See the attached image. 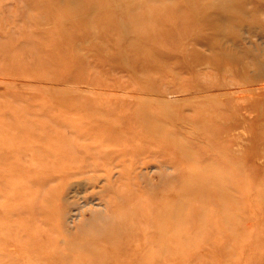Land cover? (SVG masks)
<instances>
[{"label":"bare ground","instance_id":"1","mask_svg":"<svg viewBox=\"0 0 264 264\" xmlns=\"http://www.w3.org/2000/svg\"><path fill=\"white\" fill-rule=\"evenodd\" d=\"M112 1L114 0H25V3L31 6V11L27 16L24 14L28 22L23 23L17 29V33L20 34L21 38L17 39L15 43L10 40L13 44L12 48L9 47L11 52L6 46L7 44L0 45V55L4 56L6 60L12 59L16 70L24 76H31V74L36 73L42 79L53 80L58 78L63 72L72 69L74 71L78 70L79 75H84L91 72L88 71V62H91V59L86 60L80 44L82 41L91 37L93 39L94 37L92 44L99 49L102 55H105L104 59L99 57L97 65L101 67L106 65L118 66L130 72L131 76L138 80V83L133 85H136L135 91L144 96L158 92L157 90L162 88L160 82L165 76L179 78V71L186 70L191 75L196 74L198 61L195 55H198V53L195 51H192L191 54L188 53L186 47L184 48V44L189 39L195 38L196 40H206L207 45L214 51L221 50L220 42L222 37L229 35L225 25L242 20L240 17L238 18L239 9L237 8L245 6V0H216L232 4H229V6H220L221 2L217 3L219 4L217 5L215 0H173L175 5L166 4L167 0L166 2L164 0H126L128 9L126 22L121 24L116 20L118 19V12L113 8ZM23 4L21 6H24ZM246 4L249 6V10L246 11L247 15L250 16V21L247 20L248 22L262 19L259 18L261 15L259 16L255 13L260 12L257 9L264 4V0H246ZM210 10L212 12L215 11L214 14L218 18L213 16ZM20 17L22 18L23 15H20ZM226 20L228 21L226 22ZM45 23L50 25L45 30H42ZM29 24L34 25L35 30H37H25L24 28L29 26ZM6 53H10V56L5 55ZM252 60H250L251 64L256 65L253 63L255 62L254 58ZM236 61L238 60L233 57H211L209 62L212 67L224 72L227 65L236 64ZM250 61L246 64H250ZM251 64L250 67L252 66ZM243 67L242 69L245 70ZM6 68H8L7 65L0 64V69ZM238 75L242 76L241 70H238ZM99 77L97 75L93 76L94 79ZM213 81H215L214 84L216 85L222 84L219 79ZM246 82L250 83L251 80H246ZM191 85L193 88H198L193 83L187 84V88L191 89ZM262 85L260 84L259 87L263 88ZM207 96L206 100L189 104L190 108L193 109L192 115L186 113L180 107L171 106L165 102H154L151 99H143V101L138 99L126 105H124L125 103L119 105V107L106 101H103L104 103L100 101L101 103H96L94 106L86 103L87 101L85 102V100V103L82 101L79 103L78 101L77 103L81 106L69 104L67 108L68 111L75 114L73 116H77L74 121H72V115L69 117L70 115L68 116V114L63 112L66 115L59 113L61 114L59 116L52 110L48 111L52 113L47 114L48 108H46L47 113H44L39 107L40 111H38L40 112L39 116L42 117V122L40 121L41 125L40 127L38 126L39 128L35 126L37 130L28 126L13 128V126L9 127L8 125L2 128L1 122L6 117V113L2 115L4 117L0 116L2 117L0 120V137L4 135L7 141H9L7 138H13L12 140L19 142L22 140L28 141L29 144L26 148H30L27 151H33L32 155L34 154V157L37 156L36 159L33 158L35 160L38 159V161L34 162L35 165L32 168L27 169V173H24L25 175L23 170H26L24 168L26 163L23 162L25 165L24 167L22 166V169L20 168L22 170L20 172L28 179L26 180L28 181L27 184L29 180L33 184L36 183V186H42L44 182L48 184V179L51 177V180H56L58 178L56 173L60 172L64 177L70 175L67 178L71 179L72 176L76 175L75 173L83 175L86 172L85 174H87L88 170H93L99 166L103 167L104 164V168H106L107 164L109 166L108 161L112 160L115 155H119H117L118 151L113 147L119 143L121 145L124 144L123 147L119 148L121 149L119 153H122V155L120 154L121 156H125L124 165L128 166H125V169H122L123 171L128 170L130 172L131 169H126L131 166L126 161V158L135 161L146 153L164 157L167 159L166 162L169 161L176 166L180 165L181 162L188 164L189 174L185 180L183 178L178 184L163 182L157 190L152 188V195L149 198L145 196L146 190L138 189L139 184L133 181L137 179L132 181L127 179L129 172L121 174L120 179L121 176H125L127 181L115 185L116 180L114 185H109L112 194H109L111 196L106 210V220L102 223L91 225L90 230H94L90 231L89 237L84 238L83 242L82 240L79 242L80 245L83 244L86 247V251L77 253L73 264H81L80 262L86 259V254L91 256L90 260L92 262L96 260L100 264L102 261L110 264H118L120 262L124 264H204L203 255L199 256L198 253L200 249L203 250L205 247L213 246L215 243H213L212 239L219 233H224L227 238L233 240L232 244H221L223 248L220 247L221 245L219 246L221 253L223 252L222 254L225 256L223 263L227 264L228 262L230 264L231 261H228V259L235 258V264H238L244 257L241 255L240 240L245 230L241 222L242 219H245V215L253 217L255 212L250 213L247 208L241 210L245 206L247 178L244 174L242 175V171L237 165L240 158L231 150L228 141L223 139V135L232 129V126L238 121L235 120V116L232 118L227 116L218 105L212 106L211 102H213L214 96L210 94ZM259 99L261 100L262 98L260 97ZM10 102L9 104L7 102L5 106L3 105L4 108L8 109V112H12L14 109L17 110L18 108L13 104L14 102ZM16 103H20V101ZM2 108H0V113L3 114L4 112L2 111H5V109L2 110ZM33 111L36 116L39 114L37 109ZM24 112L17 111L19 118L23 119V121L28 119L27 121L29 122L35 116L31 110L29 111L30 114ZM92 117L100 118L104 123H101L100 127L92 126L88 122V119ZM7 118L10 119V117L7 116L5 118L6 122H10L9 119L7 121ZM16 119L18 120V118ZM33 120L31 123L35 124L36 122L34 123ZM261 124L257 120L256 126L251 123H248L247 126L249 131H253L256 127H260ZM119 126L126 128L123 134L119 132ZM66 132L72 135H68V137ZM84 139H92L90 141L96 143H92L94 145L88 143V145L82 141ZM262 142L264 143V139ZM0 144L4 145L2 142ZM206 148H208L211 158L207 159L204 153ZM21 149L22 146L20 145L19 150L13 152V155L15 157L20 155L18 153H20ZM90 149L92 154H89ZM24 151L26 152V149ZM47 151L52 154L53 161L47 157ZM7 152L10 153L9 151ZM25 152L23 153L22 150V154H26ZM87 152L86 160L83 155ZM15 157L13 156V159ZM32 160L30 159L31 163L28 160L30 167L33 164ZM221 160L231 162V164L233 162V168L219 167L218 162ZM117 162L112 165H117ZM139 162H134L135 166ZM169 162L168 165L170 164ZM11 163L9 168L12 167ZM10 170L9 172L12 173L13 171L11 172ZM95 171L93 170L92 172L95 173ZM123 171L121 173H125ZM73 172L75 173L71 176ZM1 175L0 194L6 193L5 195L11 197L7 190L11 194L14 192L19 195L22 194L24 200L27 201H24L23 204L28 203V205H21L19 208L23 212H27L28 215L24 217L25 219H21V213L18 214L19 212H16L17 207L13 205L16 201L19 202L20 199L17 197V200L13 203L14 197H11V204L20 218H17L16 213L15 216L21 220H12L11 215L14 210L12 209L11 214V207L9 210L8 206L10 205L6 203V208L3 205L6 211L4 212L3 221L0 223V232L6 234L7 238L10 237L13 241L15 240L19 246L21 243L31 242L32 239L34 242L39 240V243L43 241V238H38L41 228V231L44 228L45 233L53 234L55 230L53 232L47 231L50 230L49 227H54L50 225V221L47 222L49 219L47 221L42 220L43 224L40 222L42 226L39 222H37L36 226L34 224L36 223L35 220H37L36 215L40 217V214L44 213L48 206H50L51 210L54 208L52 202L55 200L56 189L48 191L46 188L47 192L41 193L40 197L38 196L40 191L35 190L37 193L36 196H33L31 191L33 185H30V183L25 186V182L22 181L25 178L15 183L13 182L14 178L10 181L8 173V176L3 175L1 177ZM128 176L130 177V174ZM66 181H68V184L70 183L69 180L66 179ZM28 186L32 195L29 192L27 193L28 195L22 193ZM44 187L42 186V188ZM38 188L35 187V189ZM140 190H144V194H141ZM35 191L33 192L35 193ZM2 194L1 196L4 197ZM256 194L257 201L264 205V187L257 191ZM10 197H7V199H11ZM158 200H160L161 207L159 209L156 208ZM238 202L240 203L238 204ZM52 212L54 213L53 210ZM49 213L50 211L46 212L45 215ZM32 219L33 223L35 222L34 224L29 222ZM40 219L42 218L40 217ZM40 219L38 220L40 221ZM38 224L40 225L39 227ZM118 231L121 232L119 237ZM40 233L43 234L42 232ZM20 235H23L24 239H20ZM29 237L32 239H29ZM25 239H29V241ZM70 239L68 240L70 241ZM22 240H25V242ZM155 240L156 242L153 243ZM252 241H255V237L250 234L247 238L249 248L253 245ZM261 241L264 242V239ZM48 243H52V241ZM151 244L153 245L151 246ZM25 245H27L25 246L27 248L28 244L25 243ZM48 245L44 244L43 246L42 244L43 247H39V256L44 254L41 253L43 249L47 250L50 248H44L45 246L48 247ZM19 246L17 247L19 250L16 249L19 253L22 248V252L34 250L31 251L33 253L29 251V254L38 255L35 252V250L38 251L35 244L33 246L31 243L27 249L23 245ZM53 246H51V250L57 246L56 243ZM66 249H69V247ZM216 250L218 249L216 248ZM6 252L3 251V253ZM22 252L20 253L21 255ZM45 252L47 253V251ZM207 252L210 253L209 251ZM246 254L248 253L246 252ZM32 255L31 258L33 257ZM53 255L58 256L62 264H69L66 260L73 256L72 253L68 255L67 252ZM26 256L29 258L28 255ZM40 257H37V262L42 260ZM15 259L13 262L16 261ZM45 259L44 257L42 261L48 263V259H46L47 261ZM1 260L3 261L4 259L0 257ZM21 262L23 263L22 257ZM41 262L40 264H44ZM262 262H264V255ZM6 264L9 263L7 262ZM54 264H57V262ZM86 264H89V262Z\"/></svg>","mask_w":264,"mask_h":264},{"label":"rangeland","instance_id":"2","mask_svg":"<svg viewBox=\"0 0 264 264\" xmlns=\"http://www.w3.org/2000/svg\"><path fill=\"white\" fill-rule=\"evenodd\" d=\"M164 1L166 2V0ZM112 2H113V8L116 10V12H118V19L116 20L119 21L121 24H123V22H126L125 19H126L127 11H128L127 2L126 0H114ZM220 2L222 3L220 4V6H229L230 4L225 1L218 2L215 0V4L220 3ZM22 3H24L23 4L24 6H21ZM166 4L175 5L173 0H167ZM262 6H259V9H257L260 12L255 13V14H258L259 16L261 15L259 18H262L259 21L257 20L258 24H257V21L248 22L250 21L249 20L250 16H248L246 12L247 10H249V6H247L246 0H245V6L237 8L239 9L238 18L240 17V19L242 20L236 21V23L233 22L232 24L229 23L225 25L226 29L229 31V35L224 38L222 37L221 42H220L221 50L214 51L210 49V47L207 45L206 40H196L195 38L189 39L184 44V48L186 47L187 49L186 51L190 54L192 51H195L198 53V55H195V57H196V60L198 61V65L196 66V69H197V73L198 71L199 73L191 75V73H189V71L186 70V71H181V72L179 71L180 73L179 78H172L169 76H165L164 79H162L160 82L162 84L161 85L162 88L157 90L158 92H153L148 95H144L145 97L141 96L139 93L135 91L136 85L135 86L133 85L135 83H138V80L134 79L131 76L130 72L118 66L114 67L111 65H106L104 67H101L97 65V60L100 59L99 57H102V59H104L105 55H102L99 49L96 48L92 44L93 39H95L94 37L93 39L92 37L88 38L87 40L82 41L80 44L81 47L83 48V53L86 56V60L88 61L91 59V62H88L89 63L88 71H91V72H88L84 75H79L78 70L77 72L72 69V70L63 72L60 76H58V78L53 79V80L42 79L41 77L37 76L36 73L31 74V76H24L16 70L15 64L12 59L6 60L4 56L0 55V64L3 63L4 65L8 66V68L6 69H0V103L3 102L4 100V102L0 104V108H2L3 105L5 106L7 102L9 104L10 101H13L14 103L13 102L12 103L16 105L18 108L17 110L12 109L13 110V111L11 110L12 112L10 111L8 112L7 111L8 109H5L3 106L2 110L5 109V111H2L4 113L3 114L0 113L1 114L0 116L5 115L6 113V117L7 116L10 117V119L7 118V121L9 119L10 122L9 121L6 122L5 120L6 117L2 116L4 117L3 118L4 120L1 122V127L3 128L9 125V127L13 126V128H22V127H27V126L29 128L34 127V129H35V126L39 128L41 125L40 123L42 122L41 121L42 117L39 116L40 115L39 111L41 110L45 113L46 108H48L47 112L52 110V112H55L57 114L66 113L68 114V116L70 115L69 117H71L72 115L73 117L72 121H74L75 119H77V116H73L75 114L68 111L67 108L69 104H74V105L76 104L78 106H81L80 104L77 103L78 101L79 103H81V101L83 103L87 101L86 103L93 104V106L96 103H99L100 101L102 103L106 101L107 103H112L119 107V105H123L124 103H125L124 105H126L138 99L139 101L140 100L143 101V99L144 100L151 99L154 102H165L171 106L174 105V106L180 107L183 110H185L186 113L192 115L193 109L190 108L189 106L190 103H195L200 100H206L208 97L207 96L208 94L213 95L214 99H213V102H211V105L212 106L218 105L220 109L223 110V112L227 116H230L231 118L235 116L236 117L235 120L238 121V123L232 126L233 127L232 129H230L228 132H226L223 135V139H225V141H228V143L230 144L231 150H233L234 153L238 155V158H240L239 163L236 161L237 165L242 171V175L244 174L245 177L247 178V188L245 190V206L242 207L241 210H244L247 208L248 211H250V213L255 212V215L253 217H249L248 215L247 217L245 215L244 217L245 219H242V222H241V224L244 226L243 229L245 230L243 231L244 234L240 240L241 255L244 257L240 260L238 264H264V262H262V257L264 255V242L261 241L262 239H264V205L257 201V194H256L257 191H259L260 189L264 187V174H263V171H264L263 170L264 169V143L262 142V140L264 139V126H263L264 125V96H261V95H264V85H262L264 84V9H263L264 4H262ZM30 11H31V6L25 3V0H0V45L7 44L6 46L8 47L10 52H11V49L9 47L13 45L11 41L15 43L17 39L21 38L20 34L17 33V29L18 27L20 28L23 25V23L28 22L27 19H25V17L30 13ZM4 12L5 13L7 12V13L5 14ZM210 12L212 13L213 16L218 18V16L214 14L215 11L212 12V10H210ZM236 13H237V10H236ZM24 14H26V16ZM20 15L21 16L23 15V17L21 18ZM227 21L228 20H226V22ZM44 25H43L44 28H42V30H45L46 27L48 28L50 24L45 23ZM24 29L27 31H33L35 30V27L34 25L32 26V24H29V26H26ZM9 43L10 45L8 46ZM5 55L10 56V53H6ZM211 57H216V58L233 57L234 59H237L238 61H236L237 62L236 64H233L231 66L227 65L226 70L224 72H220L218 68L211 66L209 62L211 60ZM252 58H254L255 62L253 63L256 65L251 64V61H253ZM249 61L253 67L252 66L250 67V64H246ZM242 66H244L243 68L245 70L242 69ZM236 70H237V73H236ZM238 70L242 71V76L238 75ZM94 75H97L100 77L97 79H94L93 78ZM217 79H219V81H221L220 83H222L221 85L218 84L219 86L214 84L215 81H213ZM246 80H251V82L247 83ZM253 80H255V82H253ZM191 83H193V85H195L198 88H193L192 85L190 86L192 87L191 89L187 88V84H191ZM259 83L263 86V88L259 87L260 86ZM258 88H262L263 90L262 89L259 90ZM140 96L143 98H141ZM258 96H260L262 99L260 100L259 99L260 97L258 98ZM17 101H20V103H16ZM31 105H34V106H31ZM39 107L41 108L40 110L38 109ZM36 109L37 111L39 110L38 111L39 114L37 115L39 116V118L37 120H35L37 116L35 115L33 111ZM18 110L19 112H24L26 110L27 111V112L25 111L26 113H29V111L31 110V112L34 113V115L36 116V117L34 116V118H31V119L32 120L34 119L33 120L34 123L38 122V124L36 123L33 124V122L31 123L32 120L28 122L27 121L28 119L27 120L24 119L25 121L24 122L23 119L19 118L18 116L19 114L17 113ZM37 111L35 112L37 113ZM52 112H48L47 114L52 113ZM61 114H59V116ZM15 116L16 118H18V120L15 118ZM2 117H0V120ZM257 120H259L262 123L260 127H256L253 131L251 130L249 131L247 124L251 123L253 126H256ZM88 122L90 125L97 126V127H100V124L104 123V121H102L100 118H97V117L89 118ZM24 123H27V124L29 123V125L27 124L24 125ZM119 129H120L119 132L122 134L126 131V128L124 127L122 128L121 126H119ZM66 134L67 136L72 135L69 132H66ZM7 139H9V141L6 140V137H4V135L0 137V142L4 143V145L0 144V148H1L0 149V158H1L0 162L3 163V164L0 163V175L2 174L1 177L3 175L8 176L7 175L8 173L9 174L8 177L10 181L12 178H14L13 182L15 183L18 182V180L21 181L22 179L25 178V180H22L23 182H25V186H27L30 183H31L30 185H33L31 187L33 196H36V193H37L36 191L38 192L40 191L38 193V196L40 197L41 193L47 192V189L48 191L50 189L51 190L56 189L57 194L55 193V196H54L55 200L53 199L54 202H52L54 204L53 205L54 208L51 207L54 213L49 208L50 206H48V208L44 211V213L40 214L41 215L40 217L42 219H40L39 215H36L37 220L40 219V221L35 220L36 223L34 222L35 223L34 224L33 219L32 221L29 220L30 223H33L34 226H36L37 222L41 224L42 220L47 221V219H49L47 222L50 221L49 222L50 225L51 226L53 225L54 227H49L50 230H47V229L45 230H47L48 232L50 231L53 232V230L55 231L53 232V234L50 233L49 235V233H45L44 228H43V231H44L43 233V231H41L42 228L40 227L41 228L40 232L44 234L43 235L39 232L40 235L38 236V238L39 239L40 237L41 239L43 238V241H40L39 243L38 242L39 240H38L36 242H38L40 246L38 245V243L34 242V240L30 237L29 239H32L31 242L29 241V239H25L29 241L28 243L25 242V240H22L23 242L28 244V247H30L31 243L33 246L34 244L36 246L38 245L36 247L38 251L35 250V252H37L38 255H36L34 252L36 256L29 254V251L30 253H33L31 251H34V250H28V251L22 252L21 250L22 248L20 249V253L22 252V255H21L18 251H16V249L19 250V248H17L19 245H17L16 241L15 240L13 241L10 237L7 238L6 234H4L3 232H0V257L1 259H4L3 260L4 262L1 260L0 264H6L7 262L9 264H24V263L25 264H40V262L44 259V257L48 259V261L51 262L52 264L56 262L57 264H62L61 263L62 261L61 260L59 261L58 256L53 255L55 253L58 254L61 252H67L68 255L72 253L73 256H70L68 260H66V262L69 264H73V261L76 259L77 253L86 251L85 250L86 247L83 244L80 245L79 242L81 240L83 242L84 238L89 237L90 231L94 230V229L90 230L91 225L97 224L99 222L102 223L103 221L106 220L105 219L107 216L106 210L108 208V201L111 196L109 194H112V190L110 189V186H109L110 184L114 185L116 180L118 183L116 182L115 185H118L119 183H122V182L125 183L127 179L129 181H132L133 179H137L133 181L139 184L138 189L141 188V189L146 190V192L144 190L143 191L140 190L141 194H144L145 192V196L149 198L152 195V191H151L153 190L152 188L157 190V188L163 182L178 184L183 178L185 180L189 174L188 164H184L183 162H181L180 165L176 166V165H173L169 161L166 162L167 160L166 158L160 157L159 155H155L153 153H151L152 155L150 153L144 154L143 155L144 157L143 156L141 157L142 160L141 158L135 161L133 160L134 162H139L141 160L139 163H137L136 166H135V163L132 161V159L126 158V161H128L129 165H131L129 166V168H126V169L131 168L130 172L133 171L132 172L133 174L130 173L128 170L123 171L126 166V164L124 165L125 156H121L122 153H119V151H121V149L119 148L123 147L124 144L121 145L119 143V144L114 145L113 147L114 149L118 151L117 155L118 154L119 155L121 154V155L120 156L115 155L116 157L115 156L113 157L115 160L112 158L113 161L110 159L112 163L109 160L108 161L109 166L106 163L107 164L106 168H104L105 166L104 164L103 167L99 166V167L94 168L93 170H96L95 173L92 172L93 170L91 169L88 171L86 170L87 174H85L86 173L85 172L83 173V175H80L81 173L79 174V173L73 172L71 173V176L74 175V173L76 175L72 176L71 179L67 178V177H70V175L67 177H64L63 175L60 174L61 172L56 173L58 178L53 181L51 180L52 178L50 177V179H48V184L47 182H44V184L42 185L44 187L47 184L46 187L42 188V186L40 185L36 186L35 185L36 183L33 184L32 182H30V180H29V183L27 184L28 181L26 180L28 179L24 176L25 175L24 173H27L26 172L27 169L32 168L35 165L34 162L38 161V159L35 160L37 156L34 157L33 156L34 154L32 155L33 151H27L30 148V147L28 149L26 148L29 142L26 140L24 141L22 140L19 142L16 140H12L13 138H7ZM84 140L82 141L85 142V144L89 143L91 145H94L96 143V142L95 143L91 142L92 139H90L91 141L87 139H84ZM20 145L22 146L20 153H18L20 155L18 156L16 155L15 157V155H13V152H17L19 150ZM25 149H26V152L24 151ZM206 149L204 150V153L206 154L207 159L211 158V156L209 155L208 148ZM22 150H23V153L25 152L26 154H22ZM7 151H9L10 153H8ZM89 151H90L89 152L90 154L92 150L90 149ZM29 152L31 153V155H29L30 154ZM86 155L88 156V152L83 155L84 158H86L87 160ZM13 156L15 157L14 159H13ZM47 157L49 158V160L51 159L53 161V156L51 153L48 152ZM48 158H46V160H48ZM238 158L236 159L238 160ZM30 159L31 160L33 159L32 160L33 164L31 165V167L28 164V160L31 163ZM13 161L15 162L13 163ZM23 162H25L26 165ZM85 162H88V161H85ZM113 162L114 163L117 162V165H119L120 163V165L119 166L112 165L114 164ZM168 162L170 163L169 165H168ZM10 163L12 167L9 168ZM133 163H134V167H133ZM24 165L26 167H24ZM22 166L26 169V170H23L24 175L21 173L22 170H20V168L21 169L23 168ZM218 166L222 168H226V167L233 168V162L231 164V162L221 160L220 162H218ZM6 169L8 170L6 171ZM9 169H11L10 171L11 172L13 171V172L10 173ZM4 171L7 173H5ZM121 171L125 173H121ZM127 172H129L128 174H130V177L128 176V174H127V179L125 178V176H121V179L123 178L121 180L120 175L126 174ZM13 173L15 174L14 177H13L14 175ZM66 179L69 180L70 182L69 184H68V181H66ZM35 187L37 188L39 187V188L35 189ZM27 188L26 189L24 188L25 190L23 189L24 191L22 193H26V195H28L27 193L29 192V194H31L30 187L28 189ZM33 191H35V193ZM7 192L9 195H11L12 198L14 197L13 203L17 200V197L21 200L20 201L18 199L19 202L16 201L17 204L14 203L13 205L14 207L15 206L17 207L16 212L17 213L19 212L18 214L21 213L20 215L23 216V217L21 216V219L22 218L25 219L24 217L27 216L28 214L27 212H23V210H20L19 207L21 205H25V206L28 205V203L23 204L24 201L25 202L27 201L24 200L22 194H20L21 195L20 196L19 194L15 192L13 194H11V192H9L8 190ZM1 194H0V223L3 221L5 217L4 212L6 210L4 208H6L5 206L6 203H8L7 205H10L8 206V209L11 207V210L9 209L10 213L11 211L14 210V212H12L13 214L11 213L12 220L15 221L17 218H20V216L15 212V208L11 204L12 198L8 195H5L6 193L2 194L4 195V197L6 196V198H4L3 196H1ZM18 195L23 199V201ZM7 197L8 198L10 197L11 199H7ZM239 203L240 202H238V204ZM3 205L5 206L4 208H3ZM156 208L158 209L161 208L160 200L157 201ZM57 209H58V212H57ZM49 211L50 213L48 215H45V213L46 212L48 213ZM15 215L17 216V218ZM36 216H34V218H36ZM21 219H17V220H21ZM39 224H38V227L40 226ZM31 226L33 225L31 224ZM120 234L121 232L118 231V237ZM250 234L254 235L255 241H252L253 245L250 246L249 248L247 238L248 236H250ZM22 236L23 235H20V239L21 238L24 239L23 238L24 236L23 237ZM68 239H70V241ZM50 241H52V243H48ZM212 241L215 244L213 246L205 247L203 248V250L200 249V252L198 251L199 252L198 255L199 256L203 255L202 257L204 258V262H205L204 264L206 263L207 264H226V263H223V259L225 256L224 254H222L223 252L221 253L220 251L221 248H223V245L221 244L223 243L232 244L233 240L231 238H227L224 235V233H219L217 234V236H215L212 239ZM155 242L156 240L153 243ZM25 243H21L19 247L23 245V247L27 249L28 247L27 248L25 247L27 246L25 245ZM55 243L57 246L51 250V246H53ZM42 244L43 246L44 244H46V246L48 245V247L45 246L44 248L46 249L49 247L50 248L47 250L43 249L41 253H44V254H41L42 256L40 255L41 256L40 257L39 247L42 248L43 247ZM152 245L153 244H151V246ZM67 247H69V249H66ZM213 248L214 250H212ZM216 248L218 250L215 251ZM3 251L4 252L7 251V252L3 253ZM45 251H47L48 254ZM207 251H209L210 253H208ZM212 251L215 253H213ZM26 252H28V254H26ZM219 252L220 254H218ZM246 252L248 254H246ZM26 255H28L29 258ZM31 255L33 256L32 258H31ZM50 255L53 256L52 258L54 259L50 258L51 257ZM86 255H87L86 259L82 261L83 263L80 262L81 264H86L88 262L89 264H100V263H97L96 260L92 262L90 260L91 256L90 255L88 256V254ZM214 256L216 257L214 258ZM21 257L23 259V263L21 262ZM37 257L38 258L40 257V259L42 260L41 261L38 260L37 262L36 261V259H38ZM14 258H16L15 262H13ZM25 258H27L26 259L27 262L25 261ZM46 259L45 261H47ZM229 260L232 262V263L230 262V264H235V261H236L235 258L228 259V261ZM41 263L48 264L47 262H43V261ZM104 263L110 264L109 262H105V261H102L101 264H104ZM118 264H124V263L120 262ZM227 264L229 263L227 262Z\"/></svg>","mask_w":264,"mask_h":264}]
</instances>
